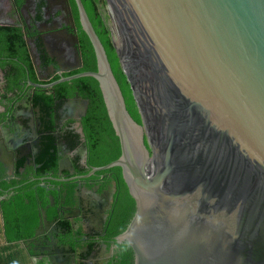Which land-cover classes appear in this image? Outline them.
Masks as SVG:
<instances>
[{
	"label": "water",
	"instance_id": "1",
	"mask_svg": "<svg viewBox=\"0 0 264 264\" xmlns=\"http://www.w3.org/2000/svg\"><path fill=\"white\" fill-rule=\"evenodd\" d=\"M74 1L97 71L42 87L99 82L121 155L95 171L121 168L135 201L117 242L133 264H264V0H106L141 123Z\"/></svg>",
	"mask_w": 264,
	"mask_h": 264
},
{
	"label": "flooded vegetation",
	"instance_id": "2",
	"mask_svg": "<svg viewBox=\"0 0 264 264\" xmlns=\"http://www.w3.org/2000/svg\"><path fill=\"white\" fill-rule=\"evenodd\" d=\"M46 1L45 17L49 22L36 23L35 0H25L20 9L16 8L13 0H0L1 8L8 5V15L13 18L10 23L7 17L0 16V26L11 27V32L21 29L34 68L31 72L24 67L25 74L15 84L10 67L5 65L8 59L0 56V69L4 73L3 91L7 93L1 118L7 117L9 124V118H15L13 128L1 127L3 140L9 139L14 149L5 153V162L12 164L11 170L3 174L0 168V181L4 179L0 183V206L3 210V202L14 205L16 201H23L17 207L18 216L33 234L22 243L38 251L39 264H114L116 251L119 245H123L116 240L119 235H111L114 215L121 192H124L122 171L120 178L118 172L109 171L113 168L95 171L110 163L89 165V150L81 125L84 117L78 119L86 105L88 110L89 103L85 100L70 103L78 93L57 110L60 116L57 123L64 125L71 121L82 136L81 145L68 152L59 144L60 159L54 172L42 171L43 165L37 162L42 120L41 109L34 102L35 94L46 90L54 96V88L42 86L56 82H51L56 76L66 77V74L79 70L76 68L79 57L82 58L79 42L75 41V37L79 40L78 29L72 9H69V0ZM37 39L42 40L48 55L54 60L45 70L36 47ZM8 77L13 80V85H10ZM75 157H79L80 169L73 163ZM57 201H72V204L63 205V208ZM55 207L58 215L51 219ZM44 218L47 223H44ZM61 219L70 222V229L60 224ZM90 246L92 252L87 255ZM62 253L68 254V258L65 259Z\"/></svg>",
	"mask_w": 264,
	"mask_h": 264
},
{
	"label": "trees",
	"instance_id": "3",
	"mask_svg": "<svg viewBox=\"0 0 264 264\" xmlns=\"http://www.w3.org/2000/svg\"><path fill=\"white\" fill-rule=\"evenodd\" d=\"M13 1L17 9H20L25 3V0ZM35 2L37 5L35 22H49L45 17L47 1L35 0ZM82 2L106 50L113 73L123 92L127 109L134 120L141 123L130 85L121 69L113 45L112 23L106 0H82ZM69 4L78 29L79 49L82 54L83 68L66 74V77L83 72L97 71L94 49L88 36L81 28L76 3L74 0H69ZM11 30V27L3 28L0 26V56L8 59L5 65L10 67L11 73L14 75V83L16 84L17 80L25 74L24 67H27L31 72H34V68L29 57L28 45L21 29L16 28L13 32ZM36 47L42 67L45 70L50 62H54V60L48 55L41 39L36 40ZM10 58H13V60ZM14 59H17V61ZM6 66H3V68H6ZM59 79L60 77L56 76L51 82ZM8 80L10 85H13V80L10 77H8ZM54 92L55 95L53 96L51 93H47L46 90H39L36 92L34 100L35 104L41 109L42 137L38 146L37 162L43 165L42 171H56L60 159L59 144H62L66 151L70 152L78 148L82 143V136L73 127L71 121L64 125L57 123L60 118L57 110L67 99L73 97L76 93L89 103L87 114L81 121L86 138V146L89 150V165L103 166L117 160L121 155L120 143L110 121L99 82L93 77H81L55 85ZM6 97L7 93L5 92ZM105 145H108V147L106 148ZM73 163L80 169L79 157L73 158ZM19 165L21 166L22 162ZM109 171L118 172L121 178V168L115 167ZM121 182L124 186V192H121V198L114 215L115 223L111 227V235L116 236L125 231L135 212V201L129 194L122 178ZM22 202L16 201L14 205H8L7 202L2 203L4 206L6 237L10 243L14 244V246H9L5 249L8 251L12 248L14 249L9 252L8 257L0 253V264H22L24 262L23 251L18 249V247L20 246L19 244H22L23 241H27L31 237L33 231L32 229H28L25 225L26 222L24 224L18 216L17 207ZM57 204L69 206L72 204V201H57ZM57 215L58 212L55 207L54 213L50 215V218L56 219ZM60 224L70 229L71 225L69 221L61 219ZM91 252L92 247L90 246L87 255ZM133 262L134 255L132 249L127 244L119 245L114 257V264H133Z\"/></svg>",
	"mask_w": 264,
	"mask_h": 264
},
{
	"label": "crops",
	"instance_id": "4",
	"mask_svg": "<svg viewBox=\"0 0 264 264\" xmlns=\"http://www.w3.org/2000/svg\"><path fill=\"white\" fill-rule=\"evenodd\" d=\"M6 6V5H5ZM0 16L5 18L7 17V21H9L11 23V21H13V18H11V15H8V10L6 7L1 8V4H0ZM4 73L3 71L0 69V168L3 172V174H5L7 172L6 166L4 165L6 162V156H5V145L3 144L2 140L4 139V135L2 134V130L1 127H9V128H13V125L10 123H8V118L3 119L1 118V113L4 111V107H5V101L7 99V97L5 98V92L3 91L4 86ZM4 179H2L0 181V183L3 181ZM2 193V192H0ZM0 253L4 254L6 257H8L9 252L12 251V249H10L9 251L7 249H5L6 247L9 246H14L13 243H10L7 240L6 237V224H5V217H4V213L3 210L0 206ZM20 246L18 247V249H21L23 251L24 254V259L27 261V263L23 262L22 264H39L40 260L38 258V251L34 250L32 247H28L25 246L24 243L19 244Z\"/></svg>",
	"mask_w": 264,
	"mask_h": 264
},
{
	"label": "rangeland",
	"instance_id": "5",
	"mask_svg": "<svg viewBox=\"0 0 264 264\" xmlns=\"http://www.w3.org/2000/svg\"><path fill=\"white\" fill-rule=\"evenodd\" d=\"M4 7H6V8H8V5H6V6H4ZM27 15V14H26ZM57 15H59L58 13H57ZM27 17H28V15H27ZM1 241V240H0ZM24 262L25 263H27V261L24 259Z\"/></svg>",
	"mask_w": 264,
	"mask_h": 264
},
{
	"label": "built area",
	"instance_id": "6",
	"mask_svg": "<svg viewBox=\"0 0 264 264\" xmlns=\"http://www.w3.org/2000/svg\"><path fill=\"white\" fill-rule=\"evenodd\" d=\"M115 35L117 36L116 32H115ZM117 38H118V36H117ZM118 39H119V38H118Z\"/></svg>",
	"mask_w": 264,
	"mask_h": 264
},
{
	"label": "bare ground",
	"instance_id": "7",
	"mask_svg": "<svg viewBox=\"0 0 264 264\" xmlns=\"http://www.w3.org/2000/svg\"><path fill=\"white\" fill-rule=\"evenodd\" d=\"M120 41V40H119ZM120 43H121V41H120Z\"/></svg>",
	"mask_w": 264,
	"mask_h": 264
}]
</instances>
